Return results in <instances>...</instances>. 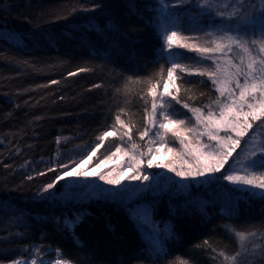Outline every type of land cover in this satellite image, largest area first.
Wrapping results in <instances>:
<instances>
[{"label":"trees","instance_id":"16d2710c","mask_svg":"<svg viewBox=\"0 0 264 264\" xmlns=\"http://www.w3.org/2000/svg\"><path fill=\"white\" fill-rule=\"evenodd\" d=\"M161 2L173 7L178 32L198 45L208 46L212 36L204 33L223 27L198 7L202 0L179 6L177 0H0V264L25 257L32 245L61 249L73 264H219L216 252L231 256L238 247L225 226L247 233L264 224V197L233 191L226 181L186 195L148 196L143 202L153 204L151 224L163 232L165 248L154 254L130 211L136 202L121 201L129 194L85 202L87 185L73 194L61 182L43 191L63 174L59 164L68 170L90 154L99 163L117 147L142 152L153 140L149 88H164L170 66L157 53ZM178 62L198 66L195 57ZM174 76L180 90L174 94L192 106L218 96L206 78H181L180 70ZM174 107L176 119L188 120L187 110ZM117 114L123 125L115 122ZM105 131L116 135L101 142ZM77 217L74 228L65 226ZM249 258L252 264L260 259Z\"/></svg>","mask_w":264,"mask_h":264},{"label":"snow or ice","instance_id":"6c2138e0","mask_svg":"<svg viewBox=\"0 0 264 264\" xmlns=\"http://www.w3.org/2000/svg\"><path fill=\"white\" fill-rule=\"evenodd\" d=\"M184 0H177L176 6L183 5ZM229 3L227 0H202L198 7L208 12L214 13L216 17L221 19L223 27L219 30L217 36L213 32H206L204 35L212 36L213 40L208 46H198L195 43H177V31L175 25L165 27L160 35V58L167 61L170 65L167 68V79L173 80L174 73L179 69L188 76H197L206 78L207 82L212 85V90L218 93L215 99L208 97V103H201L200 106H192L188 102H184L177 94L168 91L167 83L164 85V92L168 97L167 102L164 101V94L159 96L161 103H156L157 94L155 85L149 88L152 96L151 116L148 118V124L157 127L165 132H172L174 138L178 139L180 145L188 149L184 132L180 131L181 127L186 125L184 119H172L176 115L174 105H179L182 109L187 110L186 115L189 121H194L193 127L187 128V132L196 133V143L200 151H192L185 153L194 157L195 168L190 170H178L171 163L157 165L163 166L174 172L176 176L182 180L204 178L208 180L227 181L232 190L236 192H245L250 195H260L264 197V139H260L261 130H264V0H260V5L255 3H247L246 0H238ZM98 5H93V8ZM165 8L168 5H164ZM231 9V10H229ZM91 10V9H81ZM75 11V9L73 10ZM183 49L184 51H180ZM194 52L196 62L198 64L210 65L209 68H201L195 71H188L181 67L178 61L186 58L187 52ZM232 55L229 56L228 54ZM163 71V65L161 66ZM132 77H128V81H132ZM139 79V78H137ZM55 83V81H53ZM179 89L175 92L179 93ZM200 96H205L201 92ZM193 103L195 101L193 100ZM215 106V108H214ZM159 110V119L157 112ZM147 111V108H145ZM167 113V114H165ZM168 121L169 123H165ZM115 122L123 125L120 115L115 116ZM114 124L112 127H115ZM175 126V127H173ZM146 127L141 132L140 138L143 139L148 133ZM112 131H105L99 141H103L107 137L115 136ZM124 135L131 139V129L125 126ZM156 136H160L161 132L157 131ZM203 137L207 140L204 143ZM124 136H121L123 139ZM59 137L57 141L59 142ZM244 140V146L241 147V141ZM99 145H97L98 147ZM137 146L133 144V148ZM239 148L240 152L233 158V152ZM119 152V147L116 148ZM149 153L152 149H148ZM143 155V153H141ZM91 155L80 165L66 170V164H59L57 167L63 169V174L59 173L51 183H48L43 191L47 192L55 188L59 181L65 178L73 177H89L98 175L95 172H81L78 168L82 164H86L91 160ZM233 158V164L239 165V168L229 166L226 173L217 176L221 172L224 165ZM129 159L133 162L132 166L136 168V175L128 177L130 180L149 181L150 175H141L140 169L144 164L143 160H138L137 156L132 155ZM154 164V157L147 160V167L151 168ZM56 168H50L47 171H56ZM46 174L45 172L37 173L38 176ZM32 179V177H28ZM100 180L110 185H120L121 179H111L107 176L100 175ZM148 185H145L147 187ZM82 217H77L70 225L66 227L74 228ZM142 227H148L147 220L141 219ZM155 225V221H152ZM233 234L238 241L237 250L228 256L224 251L216 252V259L219 264H252L253 259L260 257L257 264H264V224L259 229H252L247 233L238 231L233 226H225ZM155 232V228L151 229ZM257 239L261 242H256ZM239 241H246L239 244ZM208 244L207 241L204 242ZM146 249L154 254H164L165 248L162 240L154 237L145 242ZM40 247H36L35 254H39ZM57 254L54 260H46L43 256L39 259V264H72L69 259H62L65 253L61 249H53ZM212 251H216L212 249ZM222 258V259H221ZM11 264H29L24 259L14 260ZM30 264H37L36 259H32Z\"/></svg>","mask_w":264,"mask_h":264},{"label":"rangeland","instance_id":"374dc122","mask_svg":"<svg viewBox=\"0 0 264 264\" xmlns=\"http://www.w3.org/2000/svg\"><path fill=\"white\" fill-rule=\"evenodd\" d=\"M164 5H168L165 2H161L159 4V8L157 11V20L160 24L161 31L163 32V29L165 27H172L173 25L177 26L178 24L175 22L176 14L174 13L173 7L169 6L167 8L164 7ZM216 35L218 36L219 33L216 32ZM177 43H195L198 45L197 42L189 41L184 35H182L180 32L177 31V37H175ZM213 40V37H211ZM211 40V41H212ZM198 46H202L198 45ZM180 51H184L183 49H180ZM160 55V51L157 52ZM194 52H187L186 59H190L192 57H195ZM229 56L232 54L229 53ZM180 63V62H178ZM197 63V62H196ZM181 67L184 69H187L188 71H195L197 69L201 68H209L210 65L207 64H198L196 68L189 65V63H180ZM179 70V69H178ZM175 76L173 80L167 81L168 91H172L175 93ZM157 94V100L156 103L159 105L161 101L159 100V96L161 94H164V101L167 102L168 97L164 92V88L161 91H156ZM167 114V113H165ZM157 118L159 119V110L157 112ZM172 119H176V117L172 116ZM186 125L184 127H181L179 130L184 132L186 143H188L189 147L188 149H185L182 145H180V142L178 139L174 138L172 132H165L164 130H160L157 127H153V135L154 138L152 141H150L149 145L146 149L142 150V152L131 150L128 148L127 150L119 151L117 155L111 154L110 156L114 155L111 159L106 158L105 161L99 162V163H93L92 158L94 154L91 155V160H89L86 164H82L80 168H78V171L81 172H95L98 175L96 176H89L87 178L81 176V177H73L71 179L65 178L62 181H59L63 183L65 189H74L73 194H76L79 189H85L86 188H80L81 185L85 184L87 185V188H89V195L86 199H84L85 202H90L91 200L99 201L103 199L114 198L115 196H119L124 192V194H129V197L127 199L121 200L123 204L129 205L132 202H136L134 204L135 207L131 206L130 211L131 213L137 217L138 223L140 227L145 232L146 237L150 240L154 237H162L163 232L159 230V228L151 224L150 215L151 211L150 208H152L153 204L150 202H143L145 201L144 198L148 196H159L162 197L165 194L172 193L175 196L179 195H186L189 194L190 191H196V190H203L208 187L213 181L216 180H208L206 181L204 178H197L195 180L189 178L186 180H182L181 177L176 176L174 172H171L169 169L164 168L163 166H157V165H163V164H169L171 163L174 167H176L178 170H190V167L192 169L195 168V162L194 157L190 155H185V153H189L192 151H200L199 146L196 143V133H189L187 132V128L193 127L194 121L185 120ZM165 123H169L168 121H165ZM175 127V126H173ZM157 131L161 132L160 136H156L155 133ZM260 133V139L261 134ZM201 140L204 143H207V140H205L203 137H201ZM242 145V141H241ZM151 148L152 152L149 153L148 149ZM237 153L240 152V149L237 148ZM143 153V155H141ZM135 155L137 156L138 160H143L144 164L141 166L140 174L141 175H150V182L149 181H140V180H130L128 177L136 175V168L132 166L133 162L129 159L130 156ZM234 155V152H233ZM237 154L234 156L236 157ZM88 156L82 158L79 162H77L75 165H73L68 170H71L72 168L76 167L77 165H80L82 161L86 160ZM154 157V164L151 168L147 167V160ZM232 160V158L229 159V162ZM96 162V161H95ZM228 162V163H229ZM228 163L224 165V168L221 169L220 173H217L216 175L219 176L222 173H226L229 169ZM233 168H239V165L233 164ZM107 176L111 179H121L122 177L124 179H121L120 185H110L107 184L105 181L100 180L99 176ZM219 182L224 183L225 181L219 180ZM227 182V181H226ZM229 184V183H228ZM145 185H148L145 187ZM78 187V188H77ZM64 188V187H63ZM62 188V189H63ZM171 190V192H169ZM200 192V191H198ZM60 194V193H59ZM60 196V195H58ZM227 197V196H226ZM45 198V197H44ZM52 198V197H51ZM42 200V198H40ZM141 219H146L148 227H142L140 224ZM155 228V232H153L151 229ZM36 247H39L37 245H32L29 247V251L27 255L23 258L30 261L32 259L37 260V264H39V259L41 256H43L46 260H54L57 258V254L52 251L53 248H41V251L39 254H35L34 250ZM62 258V257H61ZM64 259V258H62ZM14 261V260H13ZM12 261L3 263V264H11ZM73 264V263H72ZM231 264V262H230Z\"/></svg>","mask_w":264,"mask_h":264}]
</instances>
